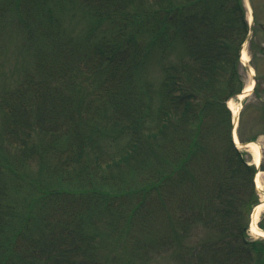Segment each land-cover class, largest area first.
I'll return each instance as SVG.
<instances>
[{
	"label": "trees",
	"instance_id": "16d2710c",
	"mask_svg": "<svg viewBox=\"0 0 264 264\" xmlns=\"http://www.w3.org/2000/svg\"><path fill=\"white\" fill-rule=\"evenodd\" d=\"M8 24L35 61L0 93V264H264L225 103L243 0H0Z\"/></svg>",
	"mask_w": 264,
	"mask_h": 264
},
{
	"label": "rangeland",
	"instance_id": "374dc122",
	"mask_svg": "<svg viewBox=\"0 0 264 264\" xmlns=\"http://www.w3.org/2000/svg\"><path fill=\"white\" fill-rule=\"evenodd\" d=\"M251 3L252 7H247L246 16L249 19L252 12L254 18L253 31L251 34V39L245 44L244 49L248 55L249 63L252 66L254 73L258 77V91L260 96H257L256 94H250L243 100L244 106L240 108L238 119L236 121V129L237 131H240L244 140L253 139V136L257 137L253 142H255L260 147L262 160L260 166L261 170L259 173L257 172L258 176L256 174L255 177L258 178L261 186L264 187V135L261 133L264 127V119L262 110L260 108L262 103L259 100L260 98L261 100L264 98V0H251ZM129 9L133 10V7L130 6ZM81 36L82 35H79V37ZM23 40L24 39L22 38L21 33L18 30L15 31V28L9 24L4 27V32L0 34L1 94H3L5 91H9L10 89L8 87H10L16 79L19 80V78L23 76L22 72L24 69H27L29 65L35 61L32 47L24 46L22 42ZM151 72L152 69L148 71V74ZM240 73L242 76V82L244 84L243 87H245L248 83L253 82L252 76L245 66L240 68ZM151 74L154 75L151 79L155 80L157 77V72L154 71ZM83 77L85 80H87L86 73L77 74L76 78H74L75 82H79V80H82ZM90 81L91 80L89 79L88 82ZM229 101L240 102L238 96L236 98L229 97L225 101L226 107L227 105L229 107ZM229 111L231 113V109ZM232 118L233 115L231 113V124ZM245 149L248 150V152L245 154L246 160L253 164L254 158L252 152L248 148ZM258 227L264 229V212L261 214L258 220ZM248 233L249 237L255 238L254 233L251 231Z\"/></svg>",
	"mask_w": 264,
	"mask_h": 264
},
{
	"label": "bare ground",
	"instance_id": "6f19581e",
	"mask_svg": "<svg viewBox=\"0 0 264 264\" xmlns=\"http://www.w3.org/2000/svg\"><path fill=\"white\" fill-rule=\"evenodd\" d=\"M242 59L244 61H246L248 59V55L246 53V50L244 49V51L242 52ZM253 73V70L250 72V75H252ZM251 86H252V82L248 83L245 88H244V91H248L251 89ZM243 93L240 94V97H243ZM229 107L231 108L232 110V113L233 115H237L240 111V102H232V101H229ZM234 139L235 141H238L237 140V136H234ZM248 149L252 152L253 154V158H254V162H257L258 159H259V146L254 143V142H251V143H248L247 145ZM259 173V172H258ZM258 173H257V176H258ZM256 184L258 186H261L258 178H256ZM262 187V186H261ZM264 211V193L262 192L261 193V202L256 205L255 207V212H253L252 214V220H251V224H250V230L252 232H255V233H259V227H258V224H257V221H258V218H259V215Z\"/></svg>",
	"mask_w": 264,
	"mask_h": 264
},
{
	"label": "water",
	"instance_id": "95a60500",
	"mask_svg": "<svg viewBox=\"0 0 264 264\" xmlns=\"http://www.w3.org/2000/svg\"><path fill=\"white\" fill-rule=\"evenodd\" d=\"M246 1H247L248 6L251 8V1H250V0H246ZM252 25H253V21L250 20V21H249V31H248V33H247V35H246V38H245V41H244L245 43L247 42V40H248V38H249V33H250L251 29H252ZM245 43H243L242 46L240 47L239 54H240V58H241V60L243 61V63H244V65H245L246 69H247L249 72H251L252 68H251L250 64L248 63V61H244V60L242 59V52H243V48H244V44H245ZM251 76H252L254 82H253V85H252L251 89L248 90V91H245V92H244V94H245L246 96H247L248 94H250V93L253 91V89L255 88V86H256V84H257V78H256L255 73H252ZM239 98H240V97H239ZM241 100H242V99H241ZM241 103H242V101H241ZM241 106H242V105H241ZM237 117H238L237 115L233 117V126H232V129H231V135H232V138H233V140H234V142L236 143L237 146H239V147H241V148H245V147L248 145V143H251L252 141H251V140H247V141H244V142H239V141L236 142V141H235L234 136H236V133H235V124H236ZM259 152H260V149H259ZM259 162H260V160H258V163H257V165H256L257 169H259ZM258 190H259L260 192H264V190L261 189V188H258ZM253 212H255V207L253 208V210H252V212H251V215H250V218H251V219H252V214H253ZM255 235H256V236L264 237V230L259 231V233H255Z\"/></svg>",
	"mask_w": 264,
	"mask_h": 264
}]
</instances>
